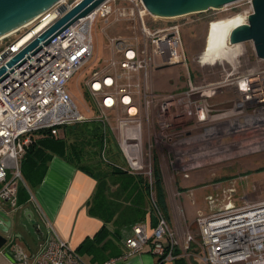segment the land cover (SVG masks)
Returning a JSON list of instances; mask_svg holds the SVG:
<instances>
[{
  "label": "built area",
  "instance_id": "2783aa9c",
  "mask_svg": "<svg viewBox=\"0 0 264 264\" xmlns=\"http://www.w3.org/2000/svg\"><path fill=\"white\" fill-rule=\"evenodd\" d=\"M249 2L252 13V0ZM77 3L57 0L29 24L2 37L0 67ZM60 7H64V12ZM147 15L154 17L142 0H104L49 42L41 41L0 74V208L5 206L12 211L18 206L19 185L29 192V201L33 200L20 167L32 135L46 131L55 136L62 126L86 120L68 95L66 84L93 57L92 29L97 19L106 23L110 16H116L139 23L140 34L133 39H109L110 46L122 57L110 60L89 79L87 86L100 112L124 108L117 144L127 172L144 175L151 193L157 148L167 156L175 174L182 177L189 176L203 161H220L215 148L193 146L206 138L213 139L214 129L220 132L215 134L228 136L225 138L246 135L248 149L258 148L264 129V59L257 57L253 42L256 59L234 56L225 62L213 60L209 66L200 65L195 77L188 72L181 90L157 93L149 90L152 69L186 64L187 59L180 27L151 29L145 23ZM42 21L46 23L34 31ZM247 22L245 17L243 24ZM27 34L31 36L19 44ZM240 44L235 46L228 41L227 48L237 49ZM223 94L231 97L225 109L217 110L214 99ZM131 108L135 111L130 112ZM153 121L155 135L144 139L142 125L149 126ZM199 128L204 131L195 132ZM233 192L229 189L222 198L218 194V198L206 196L209 213L196 217L198 241L188 232L180 240L151 196L155 225L150 232L145 222L134 223L123 240L121 253L101 264H128L146 246L157 257L156 264L185 259L192 246L193 259L200 264H264V201L235 204ZM12 258L24 264H88L50 224L30 263L21 247L14 249Z\"/></svg>",
  "mask_w": 264,
  "mask_h": 264
},
{
  "label": "rangeland",
  "instance_id": "374dc122",
  "mask_svg": "<svg viewBox=\"0 0 264 264\" xmlns=\"http://www.w3.org/2000/svg\"><path fill=\"white\" fill-rule=\"evenodd\" d=\"M77 1L79 2L80 0H67L68 4ZM118 4L120 3L118 2ZM250 5L249 0H239L219 9L189 13L175 19H164L147 15L145 23L151 29L170 25H178L180 27L182 49L187 59L186 64L178 63L152 69L148 80L149 90L151 89L157 93L181 90L185 86L188 72L195 77L200 65L203 67L209 66V62L216 59H221L224 62L234 56L238 58L240 56L249 57L250 61L256 59L251 41L242 42L237 49L236 47L225 49L219 56L210 57V59H206L207 57L204 56V60L200 56L205 47L209 27H217V30L221 27L220 25L223 26L226 23L229 27L243 23L244 18L251 13ZM138 26L139 23L135 19L126 20L110 16L106 23L101 19H97L92 29L93 57L76 71L66 84V91L80 114L87 120L100 116L105 118V122L111 127L114 137L115 134H118L120 120L125 119V110L122 107H118L100 112L91 96L87 82L96 72L106 66L110 60H118L122 57L120 51L110 46L109 39L131 40L140 34ZM229 97L231 96L224 94L217 96L214 99V103L217 104L216 109H225L228 105ZM261 121V125L264 128V118ZM216 126L214 125V128ZM142 129L144 139L153 136L154 132H156L154 121L149 126L143 124ZM202 131H204V128L195 130L197 133ZM217 132L220 133L214 129V138L210 139L211 137H209L210 141L206 138L202 142L193 144V146L195 148L204 147L205 149L215 148L216 156L220 158V161L212 163L208 160L210 163L203 161V165L191 171L187 177L175 174V170L168 164L167 156H163L159 148L155 150L154 161L156 168L160 172L165 192V214L169 226L180 240L183 239L185 232L192 234L195 241L199 240L196 217L199 213H209L208 201L206 200L208 194H211L214 198H218L216 197L218 194L219 198H222L223 195H228L229 189H233L234 192L231 195L235 204L264 201V129L261 131V143L255 150L248 149L246 135H230L229 138H225L226 135L223 134L224 136L221 137L220 134H215ZM35 135L36 133L32 137ZM108 140L105 149L106 158L113 164L125 166L126 162L116 141L111 136H109ZM27 186L32 192L34 186H29L28 184ZM212 189L216 193H213ZM222 190L226 191L223 193ZM26 192L29 196V192ZM153 196H155L154 190ZM130 216L128 217L130 218ZM121 229L124 237L130 232L128 226H122ZM22 248L29 257L28 262L30 263L32 261L30 251L32 246H28L25 243ZM192 252L193 246L191 251L187 252L188 257L185 260L191 264H200L196 261L194 262ZM11 264L24 263L17 261Z\"/></svg>",
  "mask_w": 264,
  "mask_h": 264
},
{
  "label": "crops",
  "instance_id": "0c3cea01",
  "mask_svg": "<svg viewBox=\"0 0 264 264\" xmlns=\"http://www.w3.org/2000/svg\"><path fill=\"white\" fill-rule=\"evenodd\" d=\"M220 26L221 27L218 28L219 30H216L217 27H209L205 43L206 53L221 54L225 51L226 37L231 29L227 24ZM42 135L41 133H36L33 138L39 139ZM50 152L48 150L46 151L45 154H47L49 158L35 171L36 178L40 176V179L37 182L35 181L34 189L31 192L33 200L29 201V199L24 200L23 197L20 198L18 200V206L12 211L5 206L0 208L14 216L17 221H19L21 217L25 221L23 211L26 208H30L34 213V217L40 225L41 232L37 231L35 234L31 230L30 233H27L23 227L18 228L25 236V243L28 246H32L30 249L31 255L38 250L40 244L43 242L48 224H50L55 233L60 238L67 241L70 247L75 249L88 264H101L109 258L117 257L121 253L122 241L124 239L121 229L122 226H128L130 230L132 224L143 221L147 224V230L150 232L151 228L155 225V217L151 211L147 210V206H145V210H143V216L138 218V215L136 216L133 214L131 217L130 213L133 211V207L127 202L124 204L126 199L123 197H112L116 202L122 201L120 206L115 202V217L118 219V217L122 215L124 220L120 221V223L123 224H120L121 227L118 229L120 234L115 235L111 233L105 239L97 241L90 246L86 244L81 248V253L77 251L79 245L86 238H93L103 226V221L89 212L91 198L96 189L97 182L94 178L83 172L74 163L66 160L59 153L54 151ZM109 184V192L117 191L118 184L112 183V181H110ZM212 192L216 193L213 189ZM119 210H123L124 212L121 213ZM119 212L121 213L120 215ZM136 213L139 212L137 211ZM128 216H130V218ZM125 217L127 218L125 219ZM111 223H109L108 227H110L109 229H114ZM25 243H20L21 248ZM156 262L157 257L150 252V247L146 246L142 252L132 256L128 264H156ZM11 263L13 262L6 257L4 248L1 249L0 264ZM163 264H174V261L165 262Z\"/></svg>",
  "mask_w": 264,
  "mask_h": 264
},
{
  "label": "trees",
  "instance_id": "16d2710c",
  "mask_svg": "<svg viewBox=\"0 0 264 264\" xmlns=\"http://www.w3.org/2000/svg\"><path fill=\"white\" fill-rule=\"evenodd\" d=\"M111 130V127L104 122L103 118L98 117L90 120L86 119L85 121L72 125L62 126L55 136H50L46 131H40L38 133L43 134L42 137L39 139L31 138V142L27 146L20 161L21 174L29 186H34L40 179V176L36 178L35 171L49 158V156L45 154L47 150L49 152L54 151L59 153L66 160L74 163L83 172L96 180V189L91 198L89 212L99 217L103 221V226L93 238H86L79 245L77 251L80 253L81 248L86 244L90 246L97 241L105 239L111 233L115 235L120 234L118 229L123 225L120 221L124 220L122 215L119 216L118 219L115 217L116 201H114L112 197L125 198L126 200L124 202H127L133 207V211H131L130 215H138L139 218L144 215L143 210H145V206H147L148 211L153 209L151 196H153L154 190L155 196H153V198L155 203L166 216L165 192L162 186L161 175L158 168H156L155 161L151 193L148 181L144 175L130 174L126 170V165L118 166L111 163L106 158L105 149L109 141V136L117 143L116 134L114 137ZM110 181L118 184L117 191L109 192ZM26 191L27 190H25L22 185H19L18 200L22 197L24 200L29 199ZM116 203L120 206L122 201ZM119 211H121V213L124 212L123 210ZM137 211L139 213H136ZM121 213L119 212V215ZM109 223L112 224L114 229H109ZM195 261L194 259V262ZM174 264L191 263L179 257L174 260Z\"/></svg>",
  "mask_w": 264,
  "mask_h": 264
},
{
  "label": "water",
  "instance_id": "95a60500",
  "mask_svg": "<svg viewBox=\"0 0 264 264\" xmlns=\"http://www.w3.org/2000/svg\"><path fill=\"white\" fill-rule=\"evenodd\" d=\"M57 0H0V37L25 25L40 13L45 11ZM104 0H80L56 20L48 29L34 39L30 44L18 52L0 67V74L20 60L27 52L33 50L41 41L49 42L55 35L63 31L77 19L86 16ZM239 0H142L145 8L155 17L175 19L189 13L203 12L227 6ZM253 12L247 15L248 22L230 32V43L237 44L252 41L258 58L264 59V0H252ZM64 12V7H60ZM164 67V66H162ZM23 217L16 218L0 209V250L4 248L5 255L12 262L13 251L25 243V236L20 232L32 230L35 234L41 232L40 225L30 208L23 211ZM19 230V231H17Z\"/></svg>",
  "mask_w": 264,
  "mask_h": 264
},
{
  "label": "bare ground",
  "instance_id": "6f19581e",
  "mask_svg": "<svg viewBox=\"0 0 264 264\" xmlns=\"http://www.w3.org/2000/svg\"><path fill=\"white\" fill-rule=\"evenodd\" d=\"M223 7V6H222ZM222 7H218V8H215V9H219V8H222ZM32 21V20H31ZM30 21V22H31ZM29 22V23H30ZM29 23H27V24H29ZM46 23V21H42L39 25H37L36 27H34L33 28V30L34 31H37V30H39L44 24ZM27 24H25V25H27ZM227 24V23H226ZM24 25V26H25ZM243 25V23H238V24H236L235 26H233V27H230V32L232 31V30H234V29H236V28H239L240 26H242ZM20 27H23V25H21ZM20 27H18V28H20ZM17 28V29H18ZM17 29H15V30H17ZM15 30H13V31H15ZM13 31H11V32H9L8 34H10V33H12ZM230 32H229V34H228V36H227V39H226V43H225V49H228L227 48V43H228V41L230 40ZM8 34H6V35H8ZM6 35H4V36H6ZM4 36H2V37H4ZM31 36V34H27L20 42H19V44L20 43H22L24 40H26L27 38H29ZM2 37H0V39L2 38ZM201 56V58L202 59H204L205 60V58H204V56H206L207 58L206 59H210V57H215V56H219V54H211V53H206V47H204V50L202 51V54L200 55ZM207 61V60H206ZM135 110H134V108H131L130 109V112H134Z\"/></svg>",
  "mask_w": 264,
  "mask_h": 264
}]
</instances>
